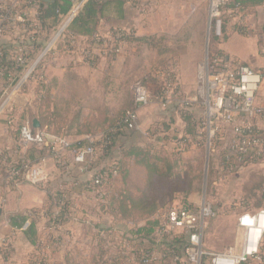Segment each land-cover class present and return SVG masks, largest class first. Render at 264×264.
<instances>
[{
	"label": "built area",
	"instance_id": "2783aa9c",
	"mask_svg": "<svg viewBox=\"0 0 264 264\" xmlns=\"http://www.w3.org/2000/svg\"><path fill=\"white\" fill-rule=\"evenodd\" d=\"M36 2L37 0H12L7 7L0 4V39L7 25L36 22L27 10H21L25 5L35 6ZM133 2L132 5L140 10L139 4L135 5ZM84 3L85 0L75 2L64 26L32 63L27 62L25 57L29 53L28 38L32 33L24 30L25 36L15 42L13 54L17 65L25 69L26 76H41L40 80L43 83L45 71L43 67L38 70V67L46 64L51 57H49L50 52L55 51L53 56L55 58L58 53L62 55L71 52L67 48L60 50L58 46L62 44L61 38L67 26L79 14ZM229 3L230 0H216L212 4L209 37L223 35L222 15L224 7ZM232 11L237 13L242 10L237 6ZM130 33H135V30L128 27L107 29L99 32L92 39H73L72 44L76 48L74 51L88 60H117L125 52L127 44L124 39ZM161 79L169 89L163 93V108L168 110L174 101H177L179 109L190 112L198 102H201L204 112L202 116H197V121L202 128L201 135L206 134L209 138L206 141L210 148L213 137L220 132L222 126H232L238 122V119L240 120V126L236 129V140L223 144L221 150L224 151V156L221 161L219 160L221 152L217 155L216 169L219 173L233 175L251 164L264 161V128L258 124L260 120L264 122V107L258 104V95L264 82L262 71L234 63L225 55L207 52L205 60L198 66L193 98H178L181 95V83L175 70L164 73ZM150 105L151 96L148 90L142 83L136 84L134 108L128 111L125 121L128 130H138V110ZM6 124L7 127H12L13 118H9ZM18 132L17 146L14 148L0 146V210L6 205L8 196L20 190L23 185L37 186L50 182L51 174L47 161L49 158L60 171V168L69 171L67 158L71 154L80 174L93 171L92 162L97 155L94 146L71 151L72 144L66 137L36 131L29 122L19 126ZM195 144L190 138L187 141L179 138L176 142L178 150L182 152L190 151L194 146L196 148ZM32 148L45 150L49 158L35 161L24 155ZM117 175L116 166L110 170L96 172L85 183L84 188L99 204H107L108 187L112 178ZM62 205H64L63 201L60 203V206ZM214 217L216 211L207 202H203L199 208H190L182 202H175L158 217L162 225L160 230L162 235L187 237L184 256L183 258L176 256L175 261H179L180 264H264V207L253 210L242 207L237 219L235 245L221 252L209 250L204 245L207 223ZM30 225V222H27L23 230L29 229ZM51 225V231L60 226L54 223ZM52 237L53 235L49 236V239ZM53 246L48 239L40 241L36 247V264L47 262ZM9 254L10 238L5 237L0 241V258H6ZM158 261L159 257L151 255L142 262L151 264Z\"/></svg>",
	"mask_w": 264,
	"mask_h": 264
},
{
	"label": "crops",
	"instance_id": "0c3cea01",
	"mask_svg": "<svg viewBox=\"0 0 264 264\" xmlns=\"http://www.w3.org/2000/svg\"><path fill=\"white\" fill-rule=\"evenodd\" d=\"M11 1L12 0H0V4L7 7L10 5ZM82 1L83 0H76V2ZM133 1L139 3L140 10L132 5ZM198 1L200 0H131V2L126 5L125 20L112 24H102L100 32L110 29L113 25H121L122 27L134 29L138 37L152 39L164 35L171 36L179 32L181 33V31L186 34H193L197 48L196 54L193 56L189 54V56L184 55L183 60L185 59V63L193 66V73L191 76H195L193 74L196 66H199L201 56H203L205 50L206 34L207 37L209 36L210 20L207 24V18L211 11L210 9V11H205L203 14V12L195 7V3ZM249 10L252 13L249 15L253 16V21L257 28V31L252 33L253 37L251 36L256 43L255 49L251 52L247 51L244 47V39H240V45L238 43L236 50L233 49L235 51L234 53L229 54L226 50L228 47L227 43H221L219 51L229 54L227 57L232 60H237L247 66L252 65L256 70L262 71L264 70V54L259 45L258 34L261 27L264 25V2L262 5L252 7ZM29 13L32 18H35L36 13L34 11L30 10ZM18 26L19 25L13 24L12 26H6L5 33L1 37L3 43L15 44L19 35L24 34V30ZM146 48H148V46L145 43L127 44L123 57L124 60L122 59L124 62L119 57L114 62L99 60V63H95L94 65H88L80 53L76 51H71L62 55L58 53L56 58L53 57L54 55L51 56L46 64L43 65V70L45 71V76H43L44 82L49 88L46 93V95H48V102L45 104V107L41 109L36 103L37 97L40 96L39 93L42 92L41 89L39 91V85L42 83L40 80L41 76H26V72L16 73L15 76H13L14 80L18 79L16 84H0V146L14 148L18 143L19 126L27 122L31 123L33 126V122L37 120L42 127V119L46 121L48 118L51 119L45 122L47 124L46 128L51 129L53 132L49 133L51 135H56L54 131H57L61 133V135L58 136L66 137L71 144H75L78 141H86L89 143L100 141L102 135L100 131H96L94 134L84 133L82 131V126L84 124L99 118L98 114L96 113L95 115V113L92 112L90 117L89 112L85 114L84 110L80 109V111L73 109V102L69 99L70 96H68L71 94V90L69 91L68 88L70 89L73 82L76 84L85 83V76H116L117 72L119 74L122 68L126 73L128 69H133V60L138 59L140 55L141 63L143 62L142 70L146 69L147 73H150V65L144 62L143 56ZM187 57H189V59H187ZM127 61L132 62L130 67ZM181 64L183 63L181 62ZM181 64L179 69L177 66L182 81L181 89L184 95L189 96L193 90V85L191 79L187 80L184 77L187 76V74ZM95 82H97V80ZM25 86L28 87L27 91L24 90ZM99 96V93H95V91L92 92V97H98V105H102L101 103L103 102L100 100ZM106 96H109L108 92H106L105 97ZM65 105H70L71 108H69L70 110L72 109L71 112L61 110ZM105 106L113 109L111 104H105ZM259 106L264 107V102L261 105L259 104ZM170 112L174 119L177 120V123L185 124L184 119L179 116L176 109H171ZM56 114H59L64 122L56 125L53 119V116ZM76 116H80V121L77 122L76 120L75 124H73L72 121ZM138 117L139 128L137 131L140 132H137L132 139L126 142L127 146L146 149L147 152L153 145H163L166 143L163 137L167 136L171 129H167L168 131L163 130L162 133L150 138L147 130L148 122H145L144 119L141 120L140 114H138ZM9 118H13L14 125L12 127H7L6 122ZM157 118L158 113L152 115L150 119L154 121ZM261 123L264 122L260 120L258 124L261 126ZM36 131H41V129ZM175 131H177V129ZM182 135V130L174 135L177 137L176 140L174 139L175 145ZM41 151L42 150L38 148H32V150L26 151L24 155L35 161L46 157L49 158L45 151ZM49 159L47 161L51 178L48 189L53 193H65L75 202V210L71 216L74 219L66 220L55 230L51 231L50 226L52 225H50L48 217H43L36 226V235L34 237L30 229L23 230V227L18 228L15 224L20 223L21 217H28L29 212L32 210H38L44 213L49 207L47 190L36 188L29 184L23 185L20 190L8 196L6 205L0 210V241L5 237L10 238V256L3 259L0 258V264H36V245H38L41 240H49V236L51 235L59 241L50 252L53 255L55 263L58 259L56 264H68L70 261L68 257H74L75 252L76 255L79 254L84 258L83 264H97L98 243L95 237L97 231L96 227L118 228L119 226V222L114 215L106 212L103 206L99 204L93 198V195L87 192L83 186L92 178L94 173L98 172L101 168L107 167L111 159H103L102 162H98V165L93 168L92 172L80 174L77 165L73 161L72 155L69 154L67 158V163L70 167L68 171L69 177H66L65 174L55 166L54 161ZM127 160L133 164V167H130L129 171L131 178L134 172L140 169V172L142 174L144 173V177H146L147 184L148 177L150 176L148 169L143 165H138L139 163L134 156L127 157ZM69 181L75 182V184H68ZM141 187L143 190V186ZM27 222L31 224V221ZM72 227H75L73 230L74 232L72 231ZM85 245H89L91 248L89 255L88 250H85ZM215 251L221 252L220 250ZM64 257H66V262L65 259H63Z\"/></svg>",
	"mask_w": 264,
	"mask_h": 264
},
{
	"label": "rangeland",
	"instance_id": "374dc122",
	"mask_svg": "<svg viewBox=\"0 0 264 264\" xmlns=\"http://www.w3.org/2000/svg\"><path fill=\"white\" fill-rule=\"evenodd\" d=\"M215 1L216 0H200L195 3V7L204 14L205 11H210ZM253 19L252 15L247 16L243 11L236 13L224 7L222 15L223 35L221 37H207L206 34L205 50L203 56H201L200 63H203L205 60L207 52H220L219 48L221 43H227L228 47L226 50L229 54H232L235 52L233 49L236 50L238 43L240 45V39H244L245 49L249 52L253 51L256 47V43L254 38H252V33L257 31ZM209 20L210 13L207 18V24ZM240 31H242V35ZM153 44V49L151 47L145 49L143 53L144 62L148 63L150 66L154 65L152 68L153 71L155 67L164 69L166 65L172 64L175 61L178 63L179 69L182 62L183 64L181 65L184 67L187 74V76L184 77L187 80L191 79L193 90L189 96H186L181 89V95L178 98H193L195 96L198 65L193 74L195 76H191L193 73V66L185 63V59L183 60L184 55L193 56L196 54L197 48L193 34L190 35L189 33L186 34L181 31V33L179 32L171 36L164 35L155 38L152 45ZM223 54L225 56L229 55L226 52ZM123 57L124 53L120 56V59L122 60ZM187 59H189V57H187ZM142 63L140 55L138 59L133 60V69H128L126 73L122 68L119 74L117 72L116 76H85V83L82 82L76 86L73 85L70 89L68 88L69 91L71 90V94L68 96H70L69 99L73 102V109L80 110L81 107H84L86 108L84 113L87 114L89 112V116L91 117L92 112L96 115L95 110H97L98 107L100 108L104 107L105 104H111L114 112H118L117 114L121 115L126 110L134 108V86L138 83H142L151 96V105L146 108H141L138 114H140L141 120L144 119L145 122H148L147 130L150 138L162 133L163 130H171H169L167 136L163 137L166 143L156 146L151 145L152 147L147 153L148 156L145 157L147 162L145 164H138L146 168V164H149V169H147L150 176L148 177L147 184L144 173L142 174L140 169H138L137 172H134L132 178L130 175H128L125 180L119 177L118 180L114 182V190H118L120 187L127 188L128 194L136 201L143 199L144 196L148 197L154 192H159V195H161L162 192L168 190L169 187H167L168 184L166 185L164 181H160L159 177L156 176L157 172L153 171L152 166L159 168L163 172L170 171L171 178L177 183L175 185H178L181 189L185 188V192L179 190L175 193L172 200L173 202H185L187 205L194 208H199L203 202H207L214 207L216 217L207 223L204 245L205 248L212 251H224L235 245L237 237V219L242 207H248L252 210L264 207V197L262 196L264 189V161L251 164L233 175L219 173L216 169V164L218 163L217 155L221 148H223L225 142L236 140V129L240 126V120L238 119V122L232 126H222L220 132H217L213 137L210 148L206 141L209 138L206 134H203L201 137L202 128L196 119V116H202L204 112L201 102H198L190 113L179 109L177 101H174L173 106L171 105L172 107L168 110L163 108V97H161V92L164 93L169 89L158 76H152L151 73L141 74ZM249 67L255 69L252 65ZM178 69L176 68L175 71L179 76ZM262 72L264 73V70H262ZM96 80L97 82H95ZM181 82L180 77V83ZM76 88L78 91H76ZM27 89L28 87L25 86L24 90L27 91ZM94 91L100 94L99 98L103 102L101 103L102 105H98V97H92V92ZM106 92L109 93V96L105 97ZM263 102L264 82L258 95V104L261 105ZM171 109H176L179 116L184 119L185 124L177 123V120L174 119L170 112ZM179 111L181 113H179ZM156 113H158V118L153 121L150 118L152 115H156ZM190 114L193 115V117L190 116ZM104 115H99L100 120L104 118ZM191 119L192 122L189 121ZM261 127L264 128L263 123H261ZM176 129L177 131H175ZM181 130L183 131V135L179 137L180 139L187 141L188 138H190L194 144L198 140L202 142V146L196 145L195 149L186 152L179 151L174 143L177 138L174 135ZM143 160V156L136 159L138 162H142ZM126 162L128 163V170L130 171V167H133V164L129 160ZM68 170H70V167ZM141 186H143V190ZM116 190L114 192H116ZM138 225L139 223H120L118 227L130 231ZM74 229L75 227H72V231ZM85 247L89 255L91 248L89 245H85ZM75 253L74 257H68L70 260L68 264H83L84 258ZM63 259H65L66 262V257ZM56 263L53 255L50 253L47 262L44 264Z\"/></svg>",
	"mask_w": 264,
	"mask_h": 264
},
{
	"label": "trees",
	"instance_id": "16d2710c",
	"mask_svg": "<svg viewBox=\"0 0 264 264\" xmlns=\"http://www.w3.org/2000/svg\"><path fill=\"white\" fill-rule=\"evenodd\" d=\"M75 2L76 0H37L35 6L25 5L21 8V10H27L28 12L32 10L36 13V22H27L18 26L22 30H27L28 33H32V35L28 38L30 48L28 47L29 53L25 56L27 62L32 63L36 61L40 53H42L46 48L47 44L68 20L69 13ZM263 2L264 0H230V3L226 8L233 10L235 7L239 6L244 14L248 16L251 13L249 10L250 8L260 6ZM128 3V0H86L79 14L67 26L66 31L63 33L61 38L62 44L58 46V49L62 50L63 48H67L68 51L73 52L76 49L72 44L73 39H92L100 32L102 24H112L125 20L126 5ZM133 3L135 5L139 4L136 3V1ZM121 27V25H113L110 29ZM240 32L242 34V31ZM258 35L259 45L262 53L264 54V25L261 27ZM22 36H25V34L19 35L16 41ZM124 40L126 44L145 43L148 47H151L152 49L154 48V44L152 45L155 40L154 38L138 37L136 33H130ZM14 49V44H5L2 42V39H0V84H16L18 79L14 80L13 76H15L16 73L25 72V69L20 68L14 60ZM215 53L224 55L221 51ZM54 54L55 51L50 52L49 57ZM83 59L88 65L99 63V59H95L94 61L86 58ZM107 61L114 62L116 60L112 59ZM233 62L246 66L237 60H233ZM127 63L130 67L132 62L127 61ZM177 66L178 63L175 61L172 64L166 65L164 69H158L155 67L154 71L152 70L154 65H151L149 70L151 71L150 73L152 76H158L160 79L164 73L174 71ZM39 67L38 70H41L43 64ZM142 68L143 67H141L140 71L141 74L147 73V70H142ZM73 85L76 86L78 83L76 84L73 82L72 86ZM48 88L49 86L44 81L39 85V91L41 89L42 92L39 93L40 96L37 97L36 103L40 109L45 107V104L48 102V95H46ZM161 97H163V92H161ZM69 107L70 105H65V107L61 108V110L71 112V107ZM85 109L86 108L81 107V110ZM132 109L126 110L121 115H118V112H114L113 109H110L107 106L98 107L97 110H95L98 117L99 115H106H104L102 120H100V118H96L92 122H87L82 126V131L90 134L100 131L102 133L100 141H95L93 143L78 141L77 143L71 145V151L81 150L89 146H94L96 148L97 155L92 162V170L98 165V162H102L103 159H111L110 164L105 168H101L98 172L102 170H110V168L116 166L118 175L112 178L110 186L108 187L107 204L101 205L106 212L114 215L119 224L139 223L136 228H132L130 231H126L119 227L99 228L97 226V234L95 233L98 243L97 264H143L142 261L151 255L159 257V261L157 263L151 264H180L179 261H175V257L180 256L183 258L184 250L187 246V237L185 235H162L160 233L162 225L160 219L158 218L173 203L176 202L172 201L176 192L179 190L185 192V188L181 189L178 185H175L177 183L171 178L170 171L163 172L159 168L151 165L153 171L157 172L156 176L159 177L160 181H164L166 185L168 184L167 187H169V189L162 192L161 195H159V192H154L150 196H144L143 199L136 201L128 194L127 188L120 187L118 190L115 189L116 192H114V182L118 180L119 177L125 180L129 175L128 163L126 162L127 157L134 156L136 159H139V157L143 156L144 160L142 162H137L139 164H145L147 162L145 157L148 156V151L146 152V149L129 147L126 145V142L137 134V131L128 130L125 123L127 113ZM190 116L193 117L191 114ZM50 119L51 118H48L46 121L42 119L41 131L53 133L51 129L46 128L47 124L45 122H47V120L50 121ZM53 119L56 125L64 122L59 114L53 116ZM76 120L79 122L80 116H76V118L73 119V124H75ZM189 121L192 122V119ZM54 133H56L57 136L61 135V133L57 131H54ZM196 145L202 146V142L197 140ZM43 151L45 150H42L41 152ZM220 152L221 154L219 155V160L221 161L224 156V151L220 150ZM146 166L149 169L148 163ZM60 169L66 177H69L68 171L62 170V168ZM175 179L179 180L178 178ZM70 183L72 185L75 184V182L72 181L68 182V184ZM48 186L49 183L34 186L36 188L47 190L49 207L44 211V213L38 210H32L29 212L28 217H21L20 223L15 224L18 228H21L27 223V221H31L29 229L32 232L33 237L36 235V226L39 220L43 217H48L50 225L52 223L55 225H61L66 220L74 219L71 216L75 210V202L65 193L51 192L48 189ZM83 186L85 187V184ZM262 196L264 197V189ZM62 201L64 202V205L60 206ZM183 204L186 207L194 208L187 205L185 202H183ZM49 240L53 243V247H55L59 242L58 239H54L53 237Z\"/></svg>",
	"mask_w": 264,
	"mask_h": 264
},
{
	"label": "water",
	"instance_id": "95a60500",
	"mask_svg": "<svg viewBox=\"0 0 264 264\" xmlns=\"http://www.w3.org/2000/svg\"><path fill=\"white\" fill-rule=\"evenodd\" d=\"M33 127H34V129H36V130H40V129H41V125H40V123H39L37 120H35V121L33 122Z\"/></svg>",
	"mask_w": 264,
	"mask_h": 264
}]
</instances>
